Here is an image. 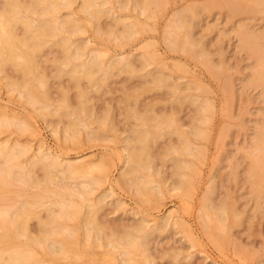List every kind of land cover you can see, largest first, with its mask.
<instances>
[{
    "label": "rangeland",
    "instance_id": "1",
    "mask_svg": "<svg viewBox=\"0 0 264 264\" xmlns=\"http://www.w3.org/2000/svg\"><path fill=\"white\" fill-rule=\"evenodd\" d=\"M106 1L103 9L109 13L94 20L81 10V0H72L69 7L60 8V13L69 14L81 27L69 35L71 47L85 46L83 56L69 66L80 68L90 57L99 55L102 70L96 76L106 71L114 58H129L134 71L130 66L114 68L97 85L85 78L76 80L69 74L57 73L58 69L65 72L69 68L61 64L62 50L45 47L37 60L46 74L49 91L48 96L40 95L35 104L26 101L24 92L8 85L6 76L16 78V70L7 67L4 73L0 72V161L9 160L4 166L17 171L40 153H46L56 159L58 169L68 163L92 162L98 167L85 176H69L65 179L66 191L58 187V179L35 187L12 174H0V219H8L7 215L21 203L34 209L42 219L49 215V209L73 214L54 229L53 238L65 243V254L31 243L12 225L7 237L0 240V253L7 257L17 249L19 254L14 256L18 257L34 252L43 263L32 264H124L126 246L120 243L112 248L84 225L85 204H98L101 198L96 216L106 233L112 230L123 235L142 223V227L146 224L145 231L153 230L143 240L146 251L131 253L128 264H264V186L254 191L248 174L249 150L258 128L264 125V86L251 81L258 55L243 47L240 37L246 29L264 34V12H258L247 0ZM141 1L150 2L145 13L140 5L136 6L142 5ZM180 12L182 19L190 23L188 29L195 45L185 41L184 29L175 22ZM122 22L132 26L131 37L122 34ZM22 31L19 27L18 34ZM173 33L179 37L176 49H171L168 42ZM184 42L188 51L181 49ZM154 78H162L163 85H154ZM172 84L177 85L176 91L171 90ZM79 90L86 93L87 106L93 105L90 113L76 109ZM62 91L71 105L66 109L88 125L86 129L76 127L74 140L66 138L63 131L70 118H44L35 109L43 104L57 107ZM198 103L207 106L201 114L202 121L195 111ZM139 114L144 115L143 119L174 115L178 121L177 125L165 122L157 127L154 119L148 117V122H143ZM194 126L203 131L201 136L191 135ZM140 128L155 131L159 137L148 148L151 160L155 159L153 165L150 163L154 168H138L133 173L127 170L126 151L136 145L133 131ZM91 130L98 133L88 137ZM177 130L189 140L192 154L177 151L180 156H176L175 148L181 146ZM126 140L132 144L127 146ZM176 158L188 166L181 168ZM35 174L43 177L39 168ZM135 176H144L148 184H141L139 179L136 183L135 179L127 181ZM86 181L91 183L90 193L72 190ZM207 196L212 205L228 208L224 226L204 206L208 204ZM165 216L171 225H178L171 226ZM38 222V218L28 221L33 235L38 232ZM157 223L166 227L159 225V230H154ZM123 227L127 228L122 230ZM210 229L214 236H210ZM4 232L0 228V235ZM140 233L136 236L140 237Z\"/></svg>",
    "mask_w": 264,
    "mask_h": 264
},
{
    "label": "bare ground",
    "instance_id": "2",
    "mask_svg": "<svg viewBox=\"0 0 264 264\" xmlns=\"http://www.w3.org/2000/svg\"><path fill=\"white\" fill-rule=\"evenodd\" d=\"M123 1V0H122ZM149 1H159V0H149ZM149 1H141V4H136V6L140 5L141 7L138 8L141 10V12H144L147 7H149L150 2ZM252 4V7L254 9H257L258 12H264V0H247ZM121 2V1H120ZM124 2V1H123ZM127 2V1H126ZM129 2V1H128ZM148 2V3H147ZM237 2V1H236ZM245 3L244 1H242ZM122 3V2H121ZM231 3V2H230ZM235 3V2H234ZM241 3V2H239ZM238 3V4H239ZM72 4V0H2V3L0 5V72H5L7 67H11L14 70L17 71L18 76L16 78H11L6 76L7 78V83L10 86L12 90H18L24 92L23 97L26 99L28 103L35 104L38 102L39 96L40 95H45L48 96V84L46 81V74L42 72L40 68V62L38 63V56L40 52H42L45 47H53L57 46L59 47L62 52H63V58H62V66L64 67H69L68 70L65 72L62 70L58 69V74H69L70 77L80 80V79H88L90 82L96 84L99 83V81H102L108 78V74H110L111 70L114 68H124L125 66H130L129 69L132 71L133 66L132 63L130 62L129 58H114L111 60L110 63H108V68L104 72H100L101 75L98 77L96 74L98 71L102 70L101 69V61L99 60V55H93L92 57L89 58L88 61L84 62L80 68H77L75 66H69L72 64L73 61L79 60L84 52H85V46L77 44L74 46V48L71 47L70 42H69V35L74 34L78 30H81V27L78 23L77 20L73 19L70 17L69 14H63L60 13V8H67ZM108 2L106 0H81V10L88 14L90 18L97 19L99 15H103L107 12V9H103V6L107 5ZM127 4V3H126ZM233 4V3H231ZM228 6V3L226 4ZM225 5V6H226ZM236 5V3H235ZM243 5V4H242ZM247 5V2L245 6ZM249 5V4H248ZM233 7V5H232ZM240 10L241 5L239 4ZM248 7V6H247ZM251 7V8H252ZM239 9V8H238ZM243 9V8H242ZM245 9V8H244ZM248 9V8H247ZM246 9V11H247ZM147 10V9H146ZM245 11V12H246ZM252 11V10H251ZM256 11V12H257ZM146 12V11H145ZM144 12V13H145ZM249 12V10H248ZM109 13V12H107ZM29 16L36 17L38 20L35 22L33 19H31ZM101 18V17H100ZM99 18V19H100ZM183 17L181 16V12L177 15L176 18V24L178 28L181 30L184 29L185 34V41L190 43L191 45H195L193 42L192 35L189 32V26L190 23L186 20L182 19ZM98 19V20H99ZM119 23V22H117ZM123 26L125 27L122 34L127 35L128 37L132 36V26L123 23ZM21 27L23 29L22 34H18V28ZM243 31V30H242ZM241 31V33H242ZM246 32H243L241 37V44L243 47H246L250 51L255 52L258 55L257 58V64L256 67L254 68V73L251 77V81L254 82L257 85L264 86V55L262 54V50L264 49V44H261V41L264 39V34L259 33L260 31L252 32L251 30H245ZM113 33V32H112ZM56 39V40H54ZM169 39V47L171 49H176L177 48V42L179 40L178 35L173 33ZM181 46V49L184 51H188V47H186L185 43ZM261 45V46H260ZM47 49V48H46ZM202 54H204L202 52ZM143 55V54H142ZM39 59V58H38ZM146 61L148 60L147 58H144ZM55 63V62H54ZM57 63V62H56ZM55 63V64H56ZM132 67V68H131ZM125 69V68H124ZM128 69V71H129ZM121 70V69H120ZM127 70V69H126ZM162 78H154V85H161L162 83ZM101 84V83H100ZM171 84V82H170ZM97 85V84H96ZM163 85V83H162ZM176 85V84H175ZM168 86V85H167ZM170 86V85H169ZM168 86V87H169ZM171 90H177V85L173 87V84L171 86ZM170 90V91H171ZM80 93L78 94V105H77V110L80 113H90V108L87 106V96L84 90H79ZM66 93L62 91V96L60 100L58 101V106L55 108L49 107V104H43L41 106L36 107L35 109L40 112L39 114L44 118L47 116H58L59 118H70V122H68V125L63 128L64 133L66 135V138L73 139L75 138L76 133H78V129L76 130V127L80 128H87V122H85L84 119L79 117L75 112H70V110H67L66 108L70 105L68 97L65 95ZM194 103L196 102L195 100L193 101ZM63 105V107H61ZM75 109V110H76ZM195 111H197L196 116L198 115L200 117V121H202L201 114H204V112L207 111V106H204L203 104H197ZM133 114H136L135 111ZM144 122L145 119H147V115L145 119H143L144 115L139 114ZM97 116V115H96ZM138 116V114H137ZM196 117V120H198L199 117ZM98 117V116H97ZM105 118H108L107 116H104ZM151 117V116H150ZM149 119L155 120L154 125L155 126H160L161 124L166 123H171L172 125H177V117L175 116H169L167 117L164 115L163 118L162 116H154ZM156 117V118H155ZM104 118V119H105ZM140 117H138L139 119ZM101 119L102 118H97ZM106 120V119H105ZM204 120V119H203ZM98 121V120H97ZM141 121V120H140ZM147 121V120H145ZM168 121V122H167ZM205 121V120H204ZM105 123L103 120L101 121ZM142 122V123H143ZM148 122V121H147ZM103 123H100L103 125ZM144 125V123H143ZM105 126V125H104ZM151 126V125H150ZM144 127V126H142ZM195 127V126H194ZM192 128L193 131L191 132V135L193 136H198L202 135L203 131L201 129L195 127ZM82 128V129H83ZM149 128V127H147ZM152 129V126L150 127ZM149 128V129H150ZM156 128V127H155ZM153 128V129H155ZM139 129V128H138ZM134 130V144L132 147L130 146L132 144L129 141H127V146L128 150L126 151L127 154V160H125L129 164V172H136V169L141 168V169H150L152 167L154 161L153 159L151 160V154L149 155V150L148 148L150 147V144H153L152 141L159 137V134H157L155 131L153 132L152 130ZM88 131V129H87ZM90 131V130H89ZM97 131H92L87 132L89 134L88 137L94 136ZM178 135V142L181 144V146L177 149L175 148L174 152L179 151V153L183 154H192L193 153V148L190 146V142L183 134V132L177 130L175 131ZM98 133V132H97ZM98 136V135H97ZM161 136V135H160ZM100 138V137H98ZM129 140V138H128ZM128 143L130 145H128ZM178 143V144H179ZM138 144V145H137ZM179 144V145H180ZM175 147V146H174ZM252 149L249 150V158H251V165L249 168V176L250 179L253 183V189L255 187V190H259L258 188L260 186H264V125L262 127L258 128L257 134L254 137L253 144H251ZM149 150V151H148ZM4 152V151H3ZM195 152V151H194ZM177 157L178 155L177 152ZM179 163L178 165L181 168H185L188 165L184 162V160H179L176 158ZM9 160L4 159V161H0V174L4 173L5 175H10L12 174L14 178L23 180L25 183H28L29 185L32 186H39L40 184L44 183L45 185H48L58 179V187L64 191L68 189L67 183L65 182V179H67L71 175H81L85 176L86 174L89 173H94V169L98 168L95 164L92 162L85 164V165H77L73 163H68L67 165L64 166L62 169L57 168V162L56 159H54L51 155L46 154V153H40L39 156L34 158L28 166L21 168L20 170L13 171L12 169L8 168L7 166H4L7 164ZM176 162V161H175ZM152 163V165L150 164ZM177 163V162H176ZM155 165V164H154ZM99 166V165H98ZM150 166V167H149ZM178 166V167H179ZM149 167V168H148ZM179 167V168H180ZM42 170L43 172V177L39 178L36 176L35 171L37 169ZM102 166H100L99 169H101ZM154 168V167H152ZM126 171V169H125ZM128 172V171H127ZM124 173V172H123ZM132 173V174H133ZM139 173V172H137ZM135 173V175H137ZM159 173V172H158ZM126 174V173H125ZM142 175V174H141ZM123 176V174H122ZM133 176V175H132ZM131 176V177H132ZM142 178L138 177H133L130 180L133 182L135 179H139L140 183L143 185H147L148 181L145 179L144 176H141ZM123 179V178H122ZM96 183L98 181H95ZM132 182H129L130 184ZM180 182V181H179ZM127 183V182H126ZM178 183V182H177ZM181 183V182H180ZM176 184V185H181V184ZM134 185V183H132ZM180 188V187H178ZM257 189V190H256ZM72 190H76L80 194H87L90 193L91 190V183L89 181L86 182H81L79 186H75L72 188ZM137 190H139L137 188ZM158 191V190H157ZM209 200V196L206 197ZM103 202V199L99 198L98 204L94 203H87L84 206V225L85 227L96 233L98 238L101 240H104L105 243L112 247L116 248L118 244H123V246H126L127 248V253L124 254V258H122V262L124 264H128V262L132 259L131 253H135L137 250H142L146 251L145 248V243H144V238L147 239L146 237L150 236L151 232L145 231L146 224L145 226L135 228L133 230H127L123 235L116 234L115 232L110 231L111 233L108 234L104 231L103 225L98 221V218L96 216L99 208L98 206L101 205ZM207 205H204L208 210L211 211L213 216L215 217L216 221L220 223L222 226L225 225L227 221V209L223 204L221 205H212V203L207 202ZM37 204V203H36ZM206 204V203H205ZM77 208V207H76ZM78 209V208H77ZM207 210V211H208ZM49 215L42 219L41 217L38 216V213L34 210L31 209L27 204L21 203V205L13 212L8 214V219H3L2 217L0 219V228H4V233L0 235V240H3L7 237L9 231H10V226L12 225L13 228L16 229V231L20 235H25L28 237L29 241L34 244H42L44 245L47 250L53 253H60V254H65V243L63 241L58 242L56 239L53 238L54 236V229L56 227H59L63 225L65 218L67 215L65 212H62L61 210L54 212L51 211L50 209ZM234 211V210H232ZM1 213V212H0ZM230 213V212H229ZM235 214V213H231ZM2 216V215H0ZM210 216V215H209ZM235 216V215H234ZM69 217H73V214H70ZM202 217V216H201ZM236 217V216H235ZM31 218H38V232L36 235H33L30 233L29 227H28V221ZM165 221H169L168 216L163 217ZM162 218V219H163ZM204 218V217H203ZM143 222H146V220H142ZM167 221V222H168ZM204 221V220H203ZM215 221V220H214ZM162 223V222H161ZM165 223V222H164ZM163 223V224H164ZM170 224V221L168 222ZM177 223V222H176ZM175 223V224H176ZM206 223V222H205ZM217 223V224H218ZM172 224V223H171ZM170 224V225H171ZM173 224V225H175ZM160 225V223H159ZM159 225L157 223V226H154V230L158 228L159 230ZM167 225V223H166ZM171 225V226H173ZM176 224L175 226H177ZM162 226H165L162 225ZM160 225V227L162 228ZM227 226V224H226ZM136 227V226H132ZM166 227V226H165ZM204 227L206 229H209V225L204 224ZM220 227V226H218ZM217 227V228H218ZM127 228V227H126ZM125 228V229H126ZM164 228V227H163ZM124 227L122 228V230ZM124 229V230H125ZM216 229V228H215ZM150 230V229H149ZM161 230V229H160ZM109 231V230H108ZM135 234H134V232ZM210 231L211 235L214 236L213 234L214 231L213 229L208 230ZM222 231V230H220ZM122 231L121 233H123ZM141 232L142 234L140 237H137L136 234ZM150 233V234H149ZM221 233V232H220ZM138 235V234H137ZM217 235V234H216ZM219 236V235H218ZM215 236V237H218ZM222 235L220 234L219 237ZM218 237V238H219ZM224 238V237H221ZM220 238V239H221ZM216 240V239H215ZM147 241V240H146ZM145 241V242H146ZM147 243V242H146ZM147 245V244H146ZM9 256L3 257V254L0 253V261H4L5 263L0 264H32L34 262L37 263H43L40 258L34 253V252H25L21 253L18 257H15L14 255L19 254V251L17 249H14L10 251ZM127 256V257H126ZM2 259V260H1Z\"/></svg>",
    "mask_w": 264,
    "mask_h": 264
}]
</instances>
